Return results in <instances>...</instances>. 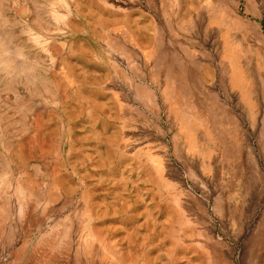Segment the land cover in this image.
Returning <instances> with one entry per match:
<instances>
[{"label": "rangeland", "instance_id": "1", "mask_svg": "<svg viewBox=\"0 0 264 264\" xmlns=\"http://www.w3.org/2000/svg\"><path fill=\"white\" fill-rule=\"evenodd\" d=\"M63 1L0 0V264H264V0Z\"/></svg>", "mask_w": 264, "mask_h": 264}, {"label": "bare ground", "instance_id": "2", "mask_svg": "<svg viewBox=\"0 0 264 264\" xmlns=\"http://www.w3.org/2000/svg\"><path fill=\"white\" fill-rule=\"evenodd\" d=\"M18 2V0H15V3ZM57 2L62 3L64 2L63 0H57ZM66 4V2H65ZM54 3L53 2H48L47 5L45 6L44 10L52 17H54V19H57L59 16V14L56 13L55 8H54ZM75 6L78 8L79 12L80 11H84L83 7L81 4L76 3ZM82 13V12H80ZM24 18V17H23ZM19 21H21V19L19 18ZM21 24H24V27H22L21 32L28 36L30 38V40L38 45L39 47H45L47 41L45 40V38L40 35L39 33L35 32L28 23H24V22H20ZM2 41V40H1ZM4 44V43H2ZM0 44V79L4 78V79H9V81L13 82L15 81V78H17V75L19 76L20 72H23L24 67H20V65L18 64L17 58H20V56H23L22 54L18 53L17 51L14 54L13 49L11 50L8 49L9 47ZM52 60H54L51 57ZM62 64L65 67V69H72L71 68V63L70 61H68L66 58H63L62 60ZM27 69V68H26ZM30 69V68H29ZM25 73V70L24 72ZM30 77V76H29ZM30 80V79H29ZM42 131V127L37 128V132L41 134ZM6 177V174L0 173V180H4Z\"/></svg>", "mask_w": 264, "mask_h": 264}]
</instances>
